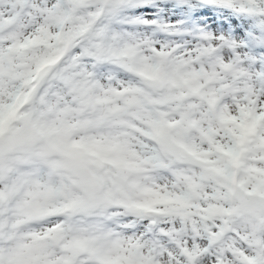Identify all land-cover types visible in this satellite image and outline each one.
I'll return each mask as SVG.
<instances>
[{"label":"snow or ice","instance_id":"1","mask_svg":"<svg viewBox=\"0 0 264 264\" xmlns=\"http://www.w3.org/2000/svg\"><path fill=\"white\" fill-rule=\"evenodd\" d=\"M0 264H264V0H0Z\"/></svg>","mask_w":264,"mask_h":264}]
</instances>
